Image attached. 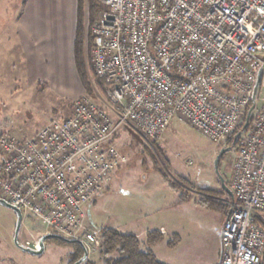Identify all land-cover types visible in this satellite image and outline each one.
Returning a JSON list of instances; mask_svg holds the SVG:
<instances>
[{"label":"built area","instance_id":"1","mask_svg":"<svg viewBox=\"0 0 264 264\" xmlns=\"http://www.w3.org/2000/svg\"><path fill=\"white\" fill-rule=\"evenodd\" d=\"M96 1L89 54L106 103L82 94L32 137L0 132V199L89 253L101 241L84 209L119 166L118 128L157 141L177 116L209 140L233 138L218 264H261L264 0Z\"/></svg>","mask_w":264,"mask_h":264},{"label":"rangeland","instance_id":"2","mask_svg":"<svg viewBox=\"0 0 264 264\" xmlns=\"http://www.w3.org/2000/svg\"><path fill=\"white\" fill-rule=\"evenodd\" d=\"M25 4L26 0H0V33L21 19ZM82 13L84 65L91 94L79 78L72 55L77 9L76 18L72 11L69 14L70 56L59 73L62 82L38 79L29 84L24 80L25 64L20 54L15 52L4 58L6 44L1 47L0 132L6 131L18 139L32 137L50 120L70 113L73 100L82 94L89 95L101 106L106 103L88 65L90 54L86 46L91 40L89 31L93 22L88 21V0H83ZM114 143L121 155L119 167L107 175L101 195L85 207L83 229L100 233L102 229L112 228L144 242L147 231L164 227L169 240L178 235L180 241L175 248H168L165 243L156 246L153 250L159 261L209 264L216 255V238L222 225L220 204L232 194L229 179L236 156L233 143L209 140L177 116L151 147L131 125L118 128ZM206 191L221 192V195L213 193L208 199L203 195ZM21 215L19 224L18 214L0 203V264H77L70 262L75 250L71 244L48 240L40 255L28 253L26 249L34 250V242L39 243L46 232L41 222ZM99 250V247L90 250L86 260L101 264Z\"/></svg>","mask_w":264,"mask_h":264},{"label":"crops","instance_id":"3","mask_svg":"<svg viewBox=\"0 0 264 264\" xmlns=\"http://www.w3.org/2000/svg\"><path fill=\"white\" fill-rule=\"evenodd\" d=\"M77 9L78 0H26L21 19L16 21L15 24L9 25L0 33L3 34L0 35V50L4 43L6 44V48L3 49V57L7 58L10 54H14L15 52L17 55L20 54L19 57L21 62L25 64L23 67L25 75L24 80L29 84L38 79L43 81L57 80L58 82H62L59 73L62 71V65H67L70 56L69 40L67 36L69 14H71L72 11L73 18L74 14L76 18ZM15 80L18 79L15 78ZM70 113L67 112L61 118L69 116ZM117 169L118 168H116V170ZM234 203L233 195L230 194L222 201V204H220L222 206V209H220L223 212L220 233L226 214ZM152 231H158L164 236L165 240L163 243L166 244L169 240L167 237L168 231L164 227ZM148 232L151 231H147V233ZM220 233L216 238V255L208 262L209 264H218L219 262ZM174 236L175 235H173V237ZM156 246L151 248L153 252Z\"/></svg>","mask_w":264,"mask_h":264},{"label":"trees","instance_id":"4","mask_svg":"<svg viewBox=\"0 0 264 264\" xmlns=\"http://www.w3.org/2000/svg\"><path fill=\"white\" fill-rule=\"evenodd\" d=\"M82 3L83 0H79L78 22H77L75 38L73 43V56H74L75 68L79 75V78L81 79L86 91L89 92V94H91L92 90L90 87V82L88 80V76L84 65L85 29L83 25L84 13H82ZM99 9L100 8L95 0H91V1L88 0L89 22L93 21V15L95 11H98ZM90 47H91V40H89L86 46L87 54L90 53L89 52ZM88 65L89 67H91L90 58L88 59ZM94 81L97 87L100 89V91L104 92L105 87L102 80L94 76ZM142 140H144L145 143L150 147L152 146V143H155V141H150L148 139H142ZM225 141L228 144L234 143L233 138H226ZM213 193L221 195V192H215V191H206V194L203 195H205V197H207L208 199L209 198L211 199ZM254 222L257 224L259 223L264 229V223H262L260 220L254 219ZM49 240H53L59 244H64V245L71 244L74 247L75 250L71 254L70 262L77 263L83 258L84 250L81 244L76 243V241L70 240L71 242L66 243L58 239H49ZM164 240H165L164 236L158 231L148 232L146 234L145 241L142 242L132 234L119 233L118 231L112 228L102 229L100 232L101 242L99 245V249H100L99 253L103 258L101 264H165L157 259L156 255L151 249L152 247L160 243H163ZM179 241L180 238L175 235L174 239H170L166 242V246L168 248H174ZM83 264H95V263L85 260ZM261 264H264V255L261 258Z\"/></svg>","mask_w":264,"mask_h":264},{"label":"water","instance_id":"5","mask_svg":"<svg viewBox=\"0 0 264 264\" xmlns=\"http://www.w3.org/2000/svg\"><path fill=\"white\" fill-rule=\"evenodd\" d=\"M0 203H1L2 205L6 206V207H8V208H10V209H12L14 212H16V213L18 214V216H19V224H20L21 219H22V215H21L20 210L17 209L16 207L11 206L10 204H8L6 201H4V200H2V199H0ZM49 239H58V240H61V241L66 242V243L71 242L70 240L63 239V238H61V237H59V236H57V235H54V234H46V235H44L43 237L40 238V240H39V249H38V250H32V251H31V250H29V249H26V251H27L28 253H30V254L40 255V254L43 252V250H44V242H45L46 240H49ZM15 242H16V239H15ZM76 243L80 244V243L77 242V241H76ZM81 246H82V245H81ZM82 248H83V250H84V255H83V258H82L79 262H77V264H79V263H81V262H84V261L87 259V256H88V255H87V252H86V250H85V248H84L83 246H82Z\"/></svg>","mask_w":264,"mask_h":264}]
</instances>
